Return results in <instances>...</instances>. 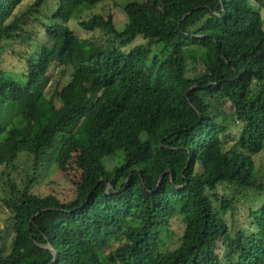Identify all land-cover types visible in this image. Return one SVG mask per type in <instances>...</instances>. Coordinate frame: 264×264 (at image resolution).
<instances>
[{
  "label": "trees",
  "instance_id": "obj_1",
  "mask_svg": "<svg viewBox=\"0 0 264 264\" xmlns=\"http://www.w3.org/2000/svg\"><path fill=\"white\" fill-rule=\"evenodd\" d=\"M107 1L0 0V169L33 163L5 182L0 264H264V206L250 233L225 218L240 191L264 196V0H134L123 24L95 13ZM5 47L26 64L19 80ZM52 69L67 83L47 96ZM58 138L56 170L80 173L68 202L34 191Z\"/></svg>",
  "mask_w": 264,
  "mask_h": 264
},
{
  "label": "rangeland",
  "instance_id": "obj_2",
  "mask_svg": "<svg viewBox=\"0 0 264 264\" xmlns=\"http://www.w3.org/2000/svg\"><path fill=\"white\" fill-rule=\"evenodd\" d=\"M132 1L134 0H109L105 4L101 5L98 8V10L95 11V13L107 15L111 11H113L117 15L118 22L123 24L126 18L120 6H125V4ZM137 1L146 4L150 10H154V11H161L162 6L164 5L163 0H137ZM256 8L258 9V6ZM24 10L25 8L22 9V11ZM263 17H264V11H263ZM68 27L78 37L82 39H88L90 37H93V35H87L84 31H82L77 26L76 22L71 21L70 23H68ZM98 36H101V33L98 34ZM14 48L22 52H25L24 46L22 47L20 45H14ZM9 50H11L9 49V47H5V54L3 58L4 70L13 79L19 80L25 71L26 64L20 60L19 54L16 56L12 54L11 51ZM160 53H161L160 49L154 50L153 57L155 55H159ZM148 72L151 80L147 81V83L146 82L143 83L141 86L144 87L141 89L142 97L139 102V109H144L146 103L149 100L148 97L150 96V92H153L156 88L155 71L152 67H150ZM57 81H59L61 85H65L67 83V78L59 76L57 74V70L52 69L49 76V81L46 83L44 88L45 94L47 96H51L53 94V89ZM234 139H237V135L234 136ZM59 140L60 139L58 138L56 145L53 146V148H51L49 151L51 159L48 156L47 159L45 160V166L42 165L37 180V186L36 188H34V191L38 194L45 196L53 192L56 194L59 200L63 202H68L74 196V192L76 191L74 182H78L80 178V173L74 167H70L65 175H62L60 172H58V170H56L53 161L55 160L54 158L58 156V151L61 146V144L57 146V143H60ZM233 145L234 142H229V144L226 147V150L231 149V146ZM54 150H56L57 153L54 152ZM117 164H118V159H113L106 161L104 163V166L108 171H111ZM256 164L258 166V179H262L264 181V155H261L258 158H256ZM14 165L17 166V169H14L13 165H9L6 168L0 169L1 199L7 197L11 192V187L9 185H5V182L7 181L9 176L16 179L17 182L20 183L22 179L26 178L27 174L29 175L32 172L33 163L32 162L28 163L27 158H21L20 161L16 162ZM4 185H5V189H1L2 186L4 187ZM234 191L235 189L229 187L228 185L222 184L219 186V193L226 197L232 198L234 195ZM239 198L241 199V201L236 204V212L234 213V215L232 216L230 214H227L225 218L229 221L231 227H233L234 224H236L235 226H241V225L244 226L240 229L237 228L236 232L242 229L244 231H247L248 233L252 232L251 229L253 231H256V228L251 224L250 210L257 211L260 208H262L264 206V196L256 191L245 190L239 192ZM1 199H0V234L5 231L8 220L7 213ZM181 225L182 223L180 221H176L174 233L165 239V245L168 249H170V247L174 249L176 246H178L179 244L178 236L182 234V230H183V228H181ZM6 244L8 247L10 246L9 241Z\"/></svg>",
  "mask_w": 264,
  "mask_h": 264
}]
</instances>
